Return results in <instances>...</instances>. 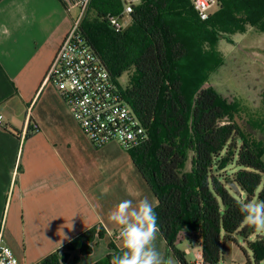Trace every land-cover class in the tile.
I'll list each match as a JSON object with an SVG mask.
<instances>
[{
	"label": "trees",
	"instance_id": "16d2710c",
	"mask_svg": "<svg viewBox=\"0 0 264 264\" xmlns=\"http://www.w3.org/2000/svg\"><path fill=\"white\" fill-rule=\"evenodd\" d=\"M123 7L124 0H92L80 31L147 131L128 153L157 200L159 236L179 264H193L179 248L186 240L200 244L201 264H221L236 236L252 253L244 250L243 264H263L264 235L244 223L240 204L264 201V142L244 131L238 106L207 83L224 61L220 39L249 27L264 33V0H220L206 21L191 0H141L130 27L116 32L106 17ZM131 70L122 88L119 78ZM105 235L93 228L38 264L79 263ZM108 248L114 253L96 264H111L122 251L113 242Z\"/></svg>",
	"mask_w": 264,
	"mask_h": 264
},
{
	"label": "crops",
	"instance_id": "0c3cea01",
	"mask_svg": "<svg viewBox=\"0 0 264 264\" xmlns=\"http://www.w3.org/2000/svg\"><path fill=\"white\" fill-rule=\"evenodd\" d=\"M77 15L61 0H0V227L20 264H38L93 228L118 235L108 212L121 200L148 196L157 204L136 167L126 193L116 177L105 184L109 170H120L113 147L120 146H94L56 87L45 82ZM92 247L81 264L98 247L111 253L105 239Z\"/></svg>",
	"mask_w": 264,
	"mask_h": 264
},
{
	"label": "built area",
	"instance_id": "2783aa9c",
	"mask_svg": "<svg viewBox=\"0 0 264 264\" xmlns=\"http://www.w3.org/2000/svg\"><path fill=\"white\" fill-rule=\"evenodd\" d=\"M92 0H61L66 9H80L73 27L62 41L47 72L45 82L59 91L69 112L90 142L102 148L116 143L129 152L143 145L147 131L133 108L124 99L121 90L92 50L80 31L81 22ZM141 0H124L122 12L108 15L106 20L121 32V19L130 18L133 8ZM201 20L206 21L219 7L220 0H191ZM3 116L0 115V126ZM3 226L0 227V264H20L13 250L3 243ZM201 264V253L196 254Z\"/></svg>",
	"mask_w": 264,
	"mask_h": 264
},
{
	"label": "rangeland",
	"instance_id": "374dc122",
	"mask_svg": "<svg viewBox=\"0 0 264 264\" xmlns=\"http://www.w3.org/2000/svg\"><path fill=\"white\" fill-rule=\"evenodd\" d=\"M77 11V16L80 17L81 10L77 9ZM217 11L218 7H215L212 13ZM120 23L123 30H125L130 27L131 21L130 18H124L120 20ZM216 49L220 56L224 58V61L218 69L210 75L207 85L212 86L220 95L227 99L228 102L237 105L238 112L235 113L237 123L246 133L250 134L252 138L264 142V33L249 27L246 32L235 33L231 35L230 38L220 39L216 44ZM132 76L133 70L125 73L119 78V83L122 88H126L129 85ZM113 147L116 149L115 161L118 166L120 165L121 167L120 170H118L117 168L119 167L115 165L118 171L109 170V173L105 176V184L110 186V182L115 180L114 177H116L117 184H121L124 190L123 192L126 193L130 185L136 181L135 166L134 164L132 165L128 152L124 151L121 147ZM188 166L190 167V164ZM114 172L118 173L114 174ZM90 177L93 176L90 175ZM91 191L94 192V190ZM104 199L111 201L109 197H105ZM253 201L258 200L256 198ZM258 233L259 235H264V229L258 230ZM103 239L106 240L107 246L113 242L118 250H123L121 240L117 234L109 236L106 233ZM236 239V242L227 244L226 254L221 264H242V262L244 263L247 260V254L252 257V253L247 246H245L243 239L239 236H236ZM188 242H192L188 249L193 255H188L187 258L188 260H195L194 254L200 253V251H198L197 242L186 240L179 248L184 250ZM156 245L165 257L168 255L174 256L169 252L167 244L159 234H157ZM244 250H246L247 254ZM74 253H78V251L72 252L71 255H76ZM113 253L114 251L111 250V254ZM107 255L104 254L102 248L98 247L96 254L91 258L87 257L88 259H85L83 263L90 264L92 260H97V262H99ZM71 260L72 259H70V261ZM80 262L82 263V261ZM80 262L74 264H81ZM70 264H73L72 261Z\"/></svg>",
	"mask_w": 264,
	"mask_h": 264
},
{
	"label": "clouds",
	"instance_id": "9594fccd",
	"mask_svg": "<svg viewBox=\"0 0 264 264\" xmlns=\"http://www.w3.org/2000/svg\"><path fill=\"white\" fill-rule=\"evenodd\" d=\"M240 212L244 223L257 230L264 229V201L241 203ZM108 220L119 229L123 247L112 257L111 264H179L174 256L165 257L157 248L155 203L148 196L121 200L108 212Z\"/></svg>",
	"mask_w": 264,
	"mask_h": 264
},
{
	"label": "water",
	"instance_id": "95a60500",
	"mask_svg": "<svg viewBox=\"0 0 264 264\" xmlns=\"http://www.w3.org/2000/svg\"><path fill=\"white\" fill-rule=\"evenodd\" d=\"M232 186H233V188H234L236 191H238V188H237V186H236L235 184H232Z\"/></svg>",
	"mask_w": 264,
	"mask_h": 264
}]
</instances>
